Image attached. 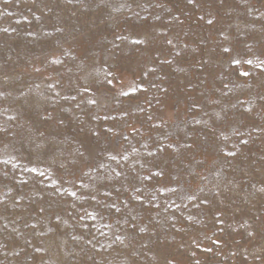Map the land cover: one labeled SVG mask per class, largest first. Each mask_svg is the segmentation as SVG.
<instances>
[{
  "label": "rangeland",
  "instance_id": "obj_1",
  "mask_svg": "<svg viewBox=\"0 0 264 264\" xmlns=\"http://www.w3.org/2000/svg\"><path fill=\"white\" fill-rule=\"evenodd\" d=\"M0 264H264V0H0Z\"/></svg>",
  "mask_w": 264,
  "mask_h": 264
}]
</instances>
